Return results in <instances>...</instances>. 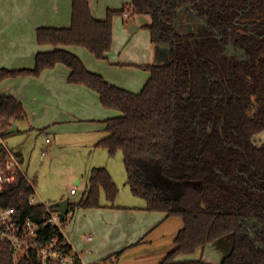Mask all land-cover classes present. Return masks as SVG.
Masks as SVG:
<instances>
[{
	"label": "trees",
	"instance_id": "16d2710c",
	"mask_svg": "<svg viewBox=\"0 0 264 264\" xmlns=\"http://www.w3.org/2000/svg\"><path fill=\"white\" fill-rule=\"evenodd\" d=\"M72 2L69 27L37 29L39 44L54 48L39 51L32 68L1 67L0 81L38 76L64 63L70 82L95 90L104 107L120 111L105 120L107 135L99 145L112 155L123 152L128 184L145 199L146 210L184 222L157 264H205L176 258L228 235L233 248L220 264H264V140L254 139L264 132V0H131L105 19L93 15L89 0ZM130 8L151 17L146 27L154 45L170 47L167 62L142 66L150 77L139 92L110 83L66 48L83 46L105 59L114 16ZM186 10L199 20L180 29ZM26 115L16 97L0 96L1 136ZM6 153L2 147L0 157ZM102 191L112 202L119 188L109 170L98 166L78 201L69 200L70 209L115 207L100 202ZM32 194L22 175L17 186L0 193V205L17 207L20 220L41 217L48 210L31 204ZM57 230L53 224L43 228L44 239ZM0 264L41 263L35 251L19 256L11 241H0Z\"/></svg>",
	"mask_w": 264,
	"mask_h": 264
},
{
	"label": "crops",
	"instance_id": "0c3cea01",
	"mask_svg": "<svg viewBox=\"0 0 264 264\" xmlns=\"http://www.w3.org/2000/svg\"><path fill=\"white\" fill-rule=\"evenodd\" d=\"M130 1L89 0L93 15L98 19H105L109 10L121 9L122 4L128 5ZM72 15V0H0V68L34 67L36 54L39 51L54 48L51 44H39L37 29L69 27L72 24ZM117 16L115 15L113 19L112 48L105 59H98L83 46L74 45L66 48L77 54L89 70L103 75L110 83L139 92L150 77V73L142 66L167 62L166 50L154 45L149 31L148 38L144 45H140L139 51L133 50V55L125 52L130 47H123L122 43L128 35L125 34L121 39L118 37L115 27ZM142 17L144 21L132 25L138 26V29L133 32L130 30L131 36L127 39L130 43L134 42L133 35L139 32L142 26L151 23L149 15L142 14ZM118 45L123 49H119ZM135 47H137L136 43ZM69 72L67 65L58 63L53 68L44 69L38 76L28 74L8 77L0 81V96H14L24 104L27 115L24 120L16 123L18 128L22 123L30 131L45 130L55 133L54 138L48 136L47 139L49 138L50 141L46 139V142L50 147L54 146L56 155L64 152L63 142L81 134L85 136L83 140L86 144L92 148L93 157H97L95 151L103 147L99 142L107 135L105 120L120 115V111L104 107L99 93L95 90L83 84L70 82ZM98 164L100 165H95L93 168L106 167L114 181H117L107 165ZM89 175L90 172L85 182V189ZM73 181L78 185L83 182L80 176H75ZM76 194L78 189L73 195ZM65 198L61 196L59 200ZM145 206L146 202L108 208L98 207L96 209L101 213L99 215L102 217L101 222H96L94 219L99 218L92 213L95 207H87L84 210L88 211L84 214L85 224H81L79 220L78 228L76 227L78 222H74L75 210L70 209L73 214L65 224L64 231L73 249L86 261L102 264L112 259L114 264H118L125 251L153 245L156 235L154 233L162 229L161 227L168 220L177 217H167L164 211L146 210ZM86 224L91 227V231H86L84 226ZM182 227H178L171 240L167 242L162 252L164 256L174 247L175 236ZM233 244V235H228L192 255L183 254L176 259H203L205 264H220L231 252ZM118 252H120L118 257L113 256Z\"/></svg>",
	"mask_w": 264,
	"mask_h": 264
},
{
	"label": "rangeland",
	"instance_id": "374dc122",
	"mask_svg": "<svg viewBox=\"0 0 264 264\" xmlns=\"http://www.w3.org/2000/svg\"><path fill=\"white\" fill-rule=\"evenodd\" d=\"M130 3L131 1L127 4ZM121 6L123 8L125 5L122 4ZM129 11L130 17H127L124 13L118 14L116 18L117 23L115 27L120 39L125 36V34L128 35L129 38L131 36V26L138 25L139 22L141 23V21H144L142 14L134 13L132 8H130ZM190 15V11L187 10L181 14L180 19H178V21H180L178 24L180 29H186L190 21ZM149 31L150 30L146 26H142V29L133 35V43H130L127 38L122 45L123 47L126 46L130 48L125 52H130L129 54L133 55V50L137 51L140 45H144V42L148 38L147 34H149ZM135 43L137 47H135ZM118 47H120V45H118ZM123 47L121 46L119 49H123ZM127 57L131 58L132 56ZM48 136L54 138L55 133L46 132L45 130L30 131L27 130L22 123L19 130L7 133L3 136L7 145L17 154L23 171L27 175L36 178V191L34 195L36 196L37 202H44L51 206L55 201H58L61 196H65L72 202L78 201L85 191V182L89 172L93 169V166L100 165L98 163L107 165L117 180L119 192L116 199L112 201L114 205H135L136 203L146 202L142 197L136 196L127 183L128 176L122 151H118L115 155H112L106 148L100 147L95 151L97 157H93L92 148L83 140L85 136L79 134L76 138L72 137L66 140V142H63V147H65L64 152L60 155H56L54 146L50 147L46 142ZM254 139L257 143L262 142L264 140V132L255 136ZM45 151H47V154H44ZM75 176H80L82 178L83 182L80 185L74 183L73 178ZM72 186L78 189V194L73 195L71 193ZM100 202L102 204H110L111 202H108L104 191L101 192ZM103 207L108 208L111 207V205H104L99 208ZM85 208L87 207L76 206L74 208L76 213L74 216L75 223L80 220L81 224H85L84 214L88 213V211H84ZM96 208L98 207H95L92 213H94L95 217H99L101 213L97 211ZM72 214L73 212H70L67 215L66 220L63 222V226L69 222ZM94 219L96 222L102 221V217ZM80 222L76 223L77 228ZM84 226L87 229L86 231H91V227H89L88 224ZM180 226H183L182 218L174 217L168 220L164 223L163 227H161L162 229L154 233L156 235L153 245H147L141 247V249L136 247L125 251L118 264H157L161 262L164 258L162 252L167 242L171 240L173 237L172 235L176 233ZM102 264H114V262L112 259H109Z\"/></svg>",
	"mask_w": 264,
	"mask_h": 264
},
{
	"label": "built area",
	"instance_id": "2783aa9c",
	"mask_svg": "<svg viewBox=\"0 0 264 264\" xmlns=\"http://www.w3.org/2000/svg\"><path fill=\"white\" fill-rule=\"evenodd\" d=\"M125 15L129 17L130 13L126 12ZM47 140L50 141L49 138ZM2 147L7 153L4 157H0V193L17 186L23 175L33 190L30 203H42L48 212L41 217L29 215L24 220H20L17 207L0 205V241H11L19 256L35 251L41 264H97L86 261L73 249L64 231V221L60 220L59 210L44 202L36 201L34 195L36 178L23 171L17 154L7 145L0 133V149ZM44 154H47V151ZM71 193H77V189L72 188ZM50 224L57 226L58 230L54 236L45 240L42 230Z\"/></svg>",
	"mask_w": 264,
	"mask_h": 264
},
{
	"label": "water",
	"instance_id": "95a60500",
	"mask_svg": "<svg viewBox=\"0 0 264 264\" xmlns=\"http://www.w3.org/2000/svg\"><path fill=\"white\" fill-rule=\"evenodd\" d=\"M136 29H138V26H132L130 28V30L133 32ZM158 48H163L164 50H166V54L169 60V54H170V47L167 44H158L157 45ZM230 50H233V44H230L229 46ZM18 130V125L16 123L13 124V126L8 129L7 133H11L14 131ZM52 208H54L55 210H59V216H60V220L63 222L66 219V216L68 215V213L70 212V202L69 199L65 198V199H61L58 200L56 202H54L52 205Z\"/></svg>",
	"mask_w": 264,
	"mask_h": 264
},
{
	"label": "flooded vegetation",
	"instance_id": "af4514ba",
	"mask_svg": "<svg viewBox=\"0 0 264 264\" xmlns=\"http://www.w3.org/2000/svg\"><path fill=\"white\" fill-rule=\"evenodd\" d=\"M189 19H190V21H194V22H198V20H199V18L197 19V17H195V16L189 17ZM190 21L188 22L189 24H191Z\"/></svg>",
	"mask_w": 264,
	"mask_h": 264
}]
</instances>
